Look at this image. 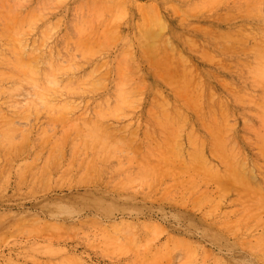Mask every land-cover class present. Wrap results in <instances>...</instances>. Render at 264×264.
Returning <instances> with one entry per match:
<instances>
[{
	"label": "rangeland",
	"instance_id": "1",
	"mask_svg": "<svg viewBox=\"0 0 264 264\" xmlns=\"http://www.w3.org/2000/svg\"><path fill=\"white\" fill-rule=\"evenodd\" d=\"M0 264H264V0H0Z\"/></svg>",
	"mask_w": 264,
	"mask_h": 264
},
{
	"label": "bare ground",
	"instance_id": "2",
	"mask_svg": "<svg viewBox=\"0 0 264 264\" xmlns=\"http://www.w3.org/2000/svg\"><path fill=\"white\" fill-rule=\"evenodd\" d=\"M143 46V45H142ZM169 67V66H168ZM163 77V76H162ZM183 81V80H182ZM183 89V88H182ZM154 109V108H153Z\"/></svg>",
	"mask_w": 264,
	"mask_h": 264
}]
</instances>
